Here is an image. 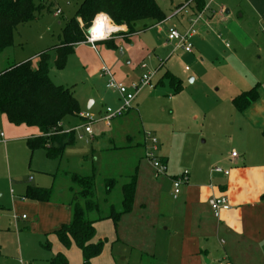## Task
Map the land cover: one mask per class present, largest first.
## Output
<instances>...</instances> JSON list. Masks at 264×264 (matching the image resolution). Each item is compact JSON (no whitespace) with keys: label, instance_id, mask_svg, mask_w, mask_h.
Here are the masks:
<instances>
[{"label":"rangeland","instance_id":"obj_1","mask_svg":"<svg viewBox=\"0 0 264 264\" xmlns=\"http://www.w3.org/2000/svg\"><path fill=\"white\" fill-rule=\"evenodd\" d=\"M257 1L264 7V0ZM156 2L167 21L137 23L136 30L140 32L130 43L127 27L111 22L117 30L108 39L122 45L118 49L100 44L96 53L88 43L81 44L68 55L62 70L55 68L56 55L51 52V81L70 88L83 115L92 118L86 120L81 114L84 123L71 117L64 120V131H75V143L66 148L61 159L49 158L44 149L32 152L27 139L37 137L38 130L11 125L0 112V133L7 141L6 144L0 141V207L4 208L0 210V264H19L11 263L8 257L12 255L10 259H14L19 249L28 254L38 252L40 243L45 241L42 230L51 225L47 213L42 214L37 228L32 225L33 218L19 222L18 226L13 221L14 202H22L29 187L55 188V198L66 201L70 199L71 183L63 172L82 176L94 173L97 197L102 202L106 198L105 180L117 179L112 195L107 198L109 203L102 206L103 211L109 212L115 204L120 212L121 188L129 182L130 175H135L136 168L134 210L117 227L112 220L98 223L97 237L105 244L92 264H189L181 249L184 203L171 195L169 178L189 172L195 155L217 150L214 143L217 136L228 141L247 132L249 125L243 115H238L233 99L254 87L258 90L264 87V8L259 12L242 0H215L212 8L227 7L231 11L228 21L222 24L213 20L209 28L203 27L191 41L193 53L187 55L183 51L173 53L176 43H167L169 29L181 31V24L187 25L183 16L174 17L176 8L186 5V0ZM38 3L43 5L36 11L35 19L19 25L14 30L13 46L0 52V73L28 59L37 66L38 54L63 40L67 22L74 18L81 0ZM59 8L62 15L56 16ZM119 49L124 50L123 55ZM103 62L112 71L114 65L119 66L115 75L122 76L124 81L115 78L126 86L139 82L144 75L155 74L154 89L144 88L131 114L112 121L110 126L101 120L103 113L108 106L117 108L120 98L106 87L108 78L102 74ZM168 73L181 81L179 92L166 78ZM91 101L95 105L89 109ZM89 124L91 135L84 130ZM146 133L157 138L155 157L169 159L164 174H158L146 159L147 149H153L152 144L145 142ZM128 136L133 139L131 147ZM27 202L32 203L28 199ZM69 261L84 264L81 257L75 258L73 254Z\"/></svg>","mask_w":264,"mask_h":264},{"label":"trees","instance_id":"obj_2","mask_svg":"<svg viewBox=\"0 0 264 264\" xmlns=\"http://www.w3.org/2000/svg\"><path fill=\"white\" fill-rule=\"evenodd\" d=\"M41 0H0V52L13 46L14 30L22 24L35 19V14L42 7ZM199 2L200 12L205 6V0ZM187 2V1H186ZM188 3V2H187ZM108 16L119 27H127L131 37L136 35L137 23H162L167 16L158 6L156 0H81L74 18L67 22L63 31V40L59 45L38 54V64L32 65L28 59L21 64L13 65L0 73V112L14 126L36 128L40 135L27 139L29 149L34 152L44 149L51 159H61L68 146L75 143V131L65 132L62 124L68 117L76 118L84 123L78 100L70 88L55 85L49 77V62L55 52V68L66 67L68 55L75 48L87 42L86 31L90 29L98 15ZM109 20V19H107ZM110 28V27H109ZM111 29V28H110ZM144 29H147L146 26ZM129 42V40H128ZM114 50L118 46L115 39L110 38L97 43ZM53 52V53H54ZM166 78L175 88L181 89V81L169 73ZM259 98L257 87L243 92L233 99V105L238 112H244ZM129 113V112H128ZM127 115V114H126ZM71 183L69 191L73 194L71 220L62 225L53 234L65 249L76 246L83 255L84 264H91L103 251L105 242L97 237L96 225L104 220H112L117 227L119 222L134 210L137 191V171L129 177V182L121 188V211L116 205L110 206V211H103L102 203H109V198L117 185V179L105 180V196L101 202L96 192V177L82 176L77 173H67ZM54 188L44 189L29 187L25 199L33 202H50ZM96 215V218L93 215ZM50 249V244L44 245ZM50 264H69L62 253L55 255Z\"/></svg>","mask_w":264,"mask_h":264},{"label":"crops","instance_id":"obj_3","mask_svg":"<svg viewBox=\"0 0 264 264\" xmlns=\"http://www.w3.org/2000/svg\"><path fill=\"white\" fill-rule=\"evenodd\" d=\"M186 1L188 2H186V5L189 6V12H194L198 9L199 2L196 0ZM242 1L248 7L250 6L249 8L258 10L259 12L264 8L257 0ZM215 8H211V11L206 13L205 19L198 24L199 33L194 38L199 36L201 33L200 30L203 27L204 29L209 28L213 20H217L218 23L222 22V24L228 21L231 11L227 7ZM221 10H224V13ZM179 15L186 18L185 23L187 25L181 24V30H186L190 25L191 15L181 12L175 16L174 13L175 18H178ZM111 22L108 20L110 28L114 32L116 28ZM138 34L131 37L128 43ZM167 43L171 44L168 40ZM115 44L118 47L122 46L116 43V40ZM174 48L173 53L182 51H174ZM94 51L98 53V51ZM127 63L130 64V61H127ZM102 64L106 65L104 62ZM118 68L119 66L117 65L113 66L115 70V72L113 70L114 74ZM115 77L119 81H124L122 80V76L115 75ZM258 93V100L247 110L244 112H238L236 110L239 113L238 115H243L246 118V122L249 125L247 132L243 133L241 137L233 136L228 141L225 139L222 140L217 136L214 142L217 150L206 155H195L193 167L191 166V170L182 175L183 185L181 187V194L177 200H183L184 203L185 212L182 220L181 249L186 256L185 260L189 264H201L202 262L217 264V261L221 264L222 261H226L227 264H264V87L261 86ZM117 103L118 99L115 106L118 105ZM94 105L95 103L91 101L89 109H92ZM131 112L126 116L130 115ZM79 128H82V126L80 125ZM36 134V136H39V131ZM128 138L130 140L128 146L131 147L133 139L129 136ZM0 139L1 142L6 144L5 135L3 138L0 137ZM228 147L231 150H228ZM233 152H237L238 156L232 157ZM163 160L162 162L167 165L169 159L166 158ZM189 161L192 162L190 158ZM216 167L230 170V175L225 176L215 173L214 169ZM136 169L135 171H137ZM67 173L73 172H63L65 178L69 179L66 175ZM57 178L58 175L55 179L57 180ZM174 178H169L172 185V189H170L171 195H173ZM69 189L70 199L66 201H59L55 198L56 191L54 188V195L50 202H33L29 200V202H32L31 204L28 202L25 203L27 199H23V197L26 193L22 195V202H14L16 212L13 216V221L15 219L17 224L15 226H18L21 221L25 222L33 218L35 222L32 225L37 228V225L41 221L40 218L44 213H47V216L51 219V225L42 230L45 244L44 242L40 243L41 250L28 254L23 249H19L17 255L15 254L16 257L10 259L11 255L8 257V261H11V263L14 261L19 264H28L25 261L27 260L29 262L33 261L34 264H50L51 259L59 253L66 256L69 264V259L72 254L75 258L80 259L81 257L83 261V255L76 246L65 249L58 242L56 235L53 234L62 225L68 224L71 220L70 204L73 194ZM219 196H225L229 200L232 208L229 211L223 212L220 218H215L209 206V200ZM12 198L16 199L15 196ZM56 202H59V204ZM54 204H58V206L56 207ZM0 210H4V208L0 207ZM23 215H26L27 218L23 219ZM129 215L125 216V219ZM46 244H50L51 248H45L44 245Z\"/></svg>","mask_w":264,"mask_h":264},{"label":"built area","instance_id":"obj_4","mask_svg":"<svg viewBox=\"0 0 264 264\" xmlns=\"http://www.w3.org/2000/svg\"><path fill=\"white\" fill-rule=\"evenodd\" d=\"M56 1V0H52ZM205 6L200 12H197L195 15H193L190 18V25L186 30H178L176 28H171L168 30V42L169 43H176V46L174 48V51L177 50H182L185 53H192L193 50V45L191 44V40L198 34V29L197 26L198 24L205 19V15L208 11H211L212 4L214 3L215 0H205ZM188 5H184L182 7L176 8L175 15L180 14L181 12L185 11L186 14H189L187 11ZM222 13H224V10H221ZM56 16L62 15V11L57 9L55 11ZM104 17L105 19H109L111 22V19L106 16V15H98L95 20L93 21L92 25H95L97 22L98 18ZM223 17V15H222ZM93 27V26H92ZM91 29H88L86 31V37H87V42L91 47L97 51V43L103 40H98L94 37V34L91 32ZM90 30V32H89ZM110 34V33H109ZM109 34H107V37L105 39H108ZM121 54H124V50H120ZM189 70V68H186ZM102 74L103 76L108 78V83L106 85L107 89L110 91H115L119 98H120V105L117 108L113 107H106L105 111L103 113L102 121L107 124V126L111 125V122L123 118L128 114L133 109V104L136 101L137 97L141 93V91L144 88H149V89H154L152 86L153 82V77L155 74H149V75H144L142 78L139 80L137 83H132L129 86L124 85L123 83L119 82L115 78L114 72L111 70L106 65H103L102 69ZM86 120H92V118L89 115H82ZM85 133L91 135L92 130L90 128V124L86 125L84 127ZM0 137L3 138L4 134L0 133ZM145 142L147 144H152L153 149H147L146 152V159L152 163L154 168L157 170L158 174H164L167 172V165L162 162V160H159V158H156L154 155V152L156 150L155 145L157 144V138L155 135L153 136L152 133H146L145 134ZM238 154L237 152L232 153V157H237ZM214 172L217 174H223L225 176L230 175V170H225L221 167H216L214 169ZM183 183V176L182 177H176L173 180V197L177 199L179 195L181 194V187ZM25 199V198H23ZM209 206L211 208V211L214 215L215 218H220L221 214L225 211L231 210V205L229 203V200L225 196H219V197H214L209 200ZM18 219L17 217H15ZM23 219H26L27 216L23 215Z\"/></svg>","mask_w":264,"mask_h":264},{"label":"bare ground","instance_id":"obj_5","mask_svg":"<svg viewBox=\"0 0 264 264\" xmlns=\"http://www.w3.org/2000/svg\"><path fill=\"white\" fill-rule=\"evenodd\" d=\"M189 9V7H188ZM187 9V11H188ZM189 12V11H188ZM189 14L191 15V17L193 15H195L196 13L194 12H189ZM176 16V15H175ZM110 25L108 23V20L105 19L104 17H100L98 18L97 22L95 23V25H93V27H91V32L94 34V37L98 40H104L107 37V34H111L112 30L109 28ZM199 33V32H198ZM193 40V39H192ZM191 40V41H192ZM184 52V51H183ZM185 53V52H184ZM193 53V50H192ZM192 53H187V54H192Z\"/></svg>","mask_w":264,"mask_h":264},{"label":"water","instance_id":"obj_6","mask_svg":"<svg viewBox=\"0 0 264 264\" xmlns=\"http://www.w3.org/2000/svg\"><path fill=\"white\" fill-rule=\"evenodd\" d=\"M89 32H90V30H89Z\"/></svg>","mask_w":264,"mask_h":264}]
</instances>
